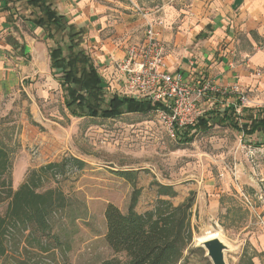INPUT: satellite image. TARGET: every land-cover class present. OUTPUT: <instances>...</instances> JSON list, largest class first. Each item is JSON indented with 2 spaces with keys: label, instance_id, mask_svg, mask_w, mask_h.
<instances>
[{
  "label": "rangeland",
  "instance_id": "1",
  "mask_svg": "<svg viewBox=\"0 0 264 264\" xmlns=\"http://www.w3.org/2000/svg\"><path fill=\"white\" fill-rule=\"evenodd\" d=\"M137 6L141 17L151 16L147 6ZM39 87L0 96V148L10 153L14 190L33 171L55 164L42 174L41 191H55L63 208L52 217L50 236L26 239L22 232L8 239L0 264H127L103 237L105 208L114 204L128 213L137 188V212L154 210L159 185L177 191L175 206L194 200L193 238L178 264H212L199 242L208 229L229 247L226 264H264V140L248 144L216 126L180 144L153 114L78 120L52 81ZM123 171L136 172V187L118 175ZM6 207L0 204V216Z\"/></svg>",
  "mask_w": 264,
  "mask_h": 264
},
{
  "label": "crops",
  "instance_id": "2",
  "mask_svg": "<svg viewBox=\"0 0 264 264\" xmlns=\"http://www.w3.org/2000/svg\"><path fill=\"white\" fill-rule=\"evenodd\" d=\"M26 1L31 0H0V96L27 92L25 87L40 89V84L52 81L66 108L61 76L50 66L51 42L23 17ZM50 1L70 24L85 29L84 48L95 61L109 97L121 96L116 63L144 43L148 23L153 22L166 45L170 72H180L191 82L204 77L221 88L239 87L252 106H264V0ZM138 2L147 6L149 18L137 14ZM223 101L230 106L237 99L232 95Z\"/></svg>",
  "mask_w": 264,
  "mask_h": 264
},
{
  "label": "trees",
  "instance_id": "3",
  "mask_svg": "<svg viewBox=\"0 0 264 264\" xmlns=\"http://www.w3.org/2000/svg\"><path fill=\"white\" fill-rule=\"evenodd\" d=\"M21 12L26 20L41 28L44 39L51 42L50 66L53 73L61 76L66 108L72 118L111 121L126 114H153L158 109V104L148 100L108 96L96 63L84 48L85 29L70 24L50 0L26 1L22 3ZM238 106L237 102L225 106L223 97L215 96L212 109L194 128H188L178 143L188 144L195 134H206L216 126L239 133L248 144L255 136L264 140V106L242 108L241 114L237 112ZM12 166L9 151L0 148V204L7 203L6 213L0 216V258L7 254L8 239L17 233L28 232L26 239L50 236L52 217L63 208V201L55 191H41L42 174L51 171L55 164L33 171L17 190L8 180ZM118 175L137 186L135 171ZM157 188L158 196L174 198L177 194L166 186ZM134 192L128 213L114 204L105 208L108 247L114 254H125L127 264H178L193 238L190 221L193 196L179 206L159 198L154 210L139 214L136 207L141 192L137 188Z\"/></svg>",
  "mask_w": 264,
  "mask_h": 264
},
{
  "label": "built area",
  "instance_id": "4",
  "mask_svg": "<svg viewBox=\"0 0 264 264\" xmlns=\"http://www.w3.org/2000/svg\"><path fill=\"white\" fill-rule=\"evenodd\" d=\"M141 15L149 18V14ZM166 57V45L159 38L155 24L150 22L144 43L131 49L123 61L116 63V68L122 84L120 95L158 104L153 115H156L171 141L178 142L185 137L188 128H194L212 109L217 95H234L239 103V114L242 108L252 106L251 99L239 87L221 88L204 77L191 82L180 72H170ZM257 76L261 77L262 74L258 72ZM37 154L36 150L34 156Z\"/></svg>",
  "mask_w": 264,
  "mask_h": 264
},
{
  "label": "water",
  "instance_id": "5",
  "mask_svg": "<svg viewBox=\"0 0 264 264\" xmlns=\"http://www.w3.org/2000/svg\"><path fill=\"white\" fill-rule=\"evenodd\" d=\"M200 247L207 252L212 264H226L225 254L229 247L220 238L206 240Z\"/></svg>",
  "mask_w": 264,
  "mask_h": 264
},
{
  "label": "bare ground",
  "instance_id": "6",
  "mask_svg": "<svg viewBox=\"0 0 264 264\" xmlns=\"http://www.w3.org/2000/svg\"><path fill=\"white\" fill-rule=\"evenodd\" d=\"M214 238H220L219 234L211 231L210 229L207 230L206 234L203 235L200 239L199 242L200 244H203L204 242H206V240L209 239H214Z\"/></svg>",
  "mask_w": 264,
  "mask_h": 264
}]
</instances>
